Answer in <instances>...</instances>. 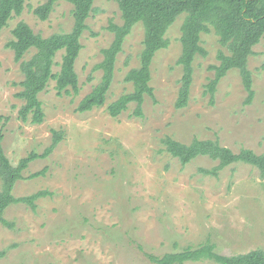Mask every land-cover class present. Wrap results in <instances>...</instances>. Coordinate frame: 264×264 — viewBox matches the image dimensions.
I'll return each mask as SVG.
<instances>
[{
    "label": "rangeland",
    "instance_id": "rangeland-1",
    "mask_svg": "<svg viewBox=\"0 0 264 264\" xmlns=\"http://www.w3.org/2000/svg\"><path fill=\"white\" fill-rule=\"evenodd\" d=\"M44 1L31 4L36 7ZM94 7L76 61L80 92L60 96L51 80L39 94L45 112L39 124L19 116L25 102L17 93L23 90L24 74L7 43L21 20L43 36L71 31L73 5L61 1L45 21L26 6L0 33V129L6 155L17 164L32 151L42 153L50 146L54 130L64 133L53 152L32 161L23 171L25 178L15 184L17 197L40 190L49 194L36 201L35 211L26 204L6 209L4 216L12 226L0 222V250H6L0 264H156L146 252L163 255L207 242L225 254L264 249L261 170L237 162L216 176L206 174L202 169H213L218 161L200 155L183 165L162 141L166 136L187 144L195 138L218 139L236 153L243 148L264 152V36L248 61L255 90L251 103H245L248 92L238 69L221 79L212 101L206 90L215 75L210 65L219 63L220 49L228 51L211 31L201 34L207 55L198 54L193 61L189 102L177 108L183 14L168 30L170 45L153 58L155 96H146L143 117L133 115L135 103L113 117L108 104L133 90L125 77L140 66L145 29L138 22L117 57L105 105L79 112V102L102 77V71L93 67L114 38L109 22H123L115 0H95ZM34 52L28 51L24 59ZM61 60L59 52L56 61ZM46 166L45 175L29 178ZM2 184L0 177V189Z\"/></svg>",
    "mask_w": 264,
    "mask_h": 264
},
{
    "label": "trees",
    "instance_id": "trees-1",
    "mask_svg": "<svg viewBox=\"0 0 264 264\" xmlns=\"http://www.w3.org/2000/svg\"><path fill=\"white\" fill-rule=\"evenodd\" d=\"M33 0H0V33L8 25L10 19L23 13L26 6L33 9L34 14L42 21L47 20L55 7L61 1L73 5L74 25L69 32H56L43 36L36 32L27 22L21 20L13 29L14 39L7 43L15 54V60L21 62L24 80L23 90L17 96L24 100L19 116L24 120L31 119L33 123H42L45 119L43 102L39 98L51 80L56 81L57 94H78L80 92L79 75L76 61L83 48L81 38L89 28L87 19L94 7L95 0H45L33 7ZM121 11L122 24L110 20L108 29L114 38L108 47L102 49L103 60L97 63L93 70H101L102 77L78 104L79 112H86L95 107H102L107 100L116 71L117 57L123 51L124 42L138 22L144 25L145 35L140 53V66L129 70L125 81L133 84V90L122 94L108 104L107 110L113 117H118L135 103L134 116L143 117V105L146 96L154 97L152 80V61L155 54L170 45L168 30L177 18L184 14L181 25L182 54L177 63L182 66L183 75L177 108L185 107L190 99L194 78L193 61L198 54L207 55L202 46V33L214 31L219 43L228 52L220 49L218 64L210 65L215 70L214 77L206 85V90L214 99L217 86L221 79L232 69H238L248 92L245 103H251L255 90L253 88L252 72L248 61L255 54L254 47L264 36V0H115ZM35 49L29 59H24L26 53ZM62 52L61 62L56 56ZM55 65L60 69L54 72ZM264 67V65H263ZM62 131H53V141L42 153L32 151L26 157L13 164L3 147L4 130L0 129V177L3 184L0 189V222L12 226L5 218L6 209L12 204H26L34 211L36 201L49 194L40 190L33 194L17 197L13 189L18 180L24 179L23 171L29 164L38 159L48 157L62 140ZM166 150L178 158L183 165L196 157L203 155L218 161L213 169H202L206 174L218 175L219 171L233 163L242 162L259 168L264 175V152L257 153L253 149L243 148L234 152L221 144L218 139L195 138L191 143H183L171 136L163 138ZM48 167L32 173L29 178L45 175ZM156 264H184L188 261L211 260L217 264H264V249L257 248L243 253L225 254L218 252L215 244L207 242L198 247L188 246L176 252L163 255L145 253ZM6 255V250H0V258Z\"/></svg>",
    "mask_w": 264,
    "mask_h": 264
}]
</instances>
